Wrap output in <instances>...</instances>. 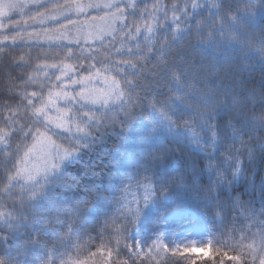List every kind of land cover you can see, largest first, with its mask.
Here are the masks:
<instances>
[{
  "label": "snow or ice",
  "instance_id": "1",
  "mask_svg": "<svg viewBox=\"0 0 264 264\" xmlns=\"http://www.w3.org/2000/svg\"><path fill=\"white\" fill-rule=\"evenodd\" d=\"M0 84V264H264V0H0Z\"/></svg>",
  "mask_w": 264,
  "mask_h": 264
},
{
  "label": "rangeland",
  "instance_id": "2",
  "mask_svg": "<svg viewBox=\"0 0 264 264\" xmlns=\"http://www.w3.org/2000/svg\"><path fill=\"white\" fill-rule=\"evenodd\" d=\"M85 2H86V0H85ZM147 2H148V0H143V3H147ZM88 210L89 209H87V211H85V214L88 212ZM174 239L177 242H181L183 244L189 243L188 240H195L196 243H198V244L206 243L209 240H211V252L210 253L200 252V253H197L196 256L197 257H200V256L207 257V255H211L214 258H212V259L205 258L203 260H200L199 264H204L208 261L211 262L212 260L215 259V257H217L219 260L222 261L221 264H225L228 262H231V264H237L236 261L227 259L223 255V253H225V252H227L229 256L235 255L236 253L233 252L230 248L226 247L223 244V241L226 239V236H222L219 232L217 233L216 238H211V237H208V229L205 228V229H202L200 231L192 232L191 234L184 233V234L177 235L174 237ZM227 249H229V251ZM174 261H179L180 264H191V260L189 258L180 257V256H177V257L173 258V260H170L169 264H174Z\"/></svg>",
  "mask_w": 264,
  "mask_h": 264
},
{
  "label": "trees",
  "instance_id": "3",
  "mask_svg": "<svg viewBox=\"0 0 264 264\" xmlns=\"http://www.w3.org/2000/svg\"><path fill=\"white\" fill-rule=\"evenodd\" d=\"M0 86H3L2 84H0ZM136 129L135 128H133V129H131V130H129L128 131V133H127V135H128V137H129V143L132 141V139H134L135 138V136H136ZM118 163V162H117ZM104 165L103 164H101L100 165V167H103ZM87 209H88V207H85L84 209H83V212L85 213V211H87ZM96 250V245L94 244V246H93V248H92V251H95ZM228 251H229V249H227ZM83 255H88V252L87 251H85L84 253H83ZM94 259H97V264H99V257H96V258H94ZM221 260H219L217 257H215V259L214 260H212L211 262L210 261H208V262H206V263H204V264H221ZM225 264H231V262H228V263H225Z\"/></svg>",
  "mask_w": 264,
  "mask_h": 264
}]
</instances>
